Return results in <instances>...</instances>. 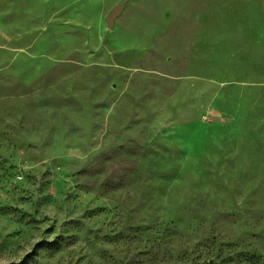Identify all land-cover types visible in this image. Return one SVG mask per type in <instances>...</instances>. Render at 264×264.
<instances>
[{"label": "rangeland", "instance_id": "1", "mask_svg": "<svg viewBox=\"0 0 264 264\" xmlns=\"http://www.w3.org/2000/svg\"><path fill=\"white\" fill-rule=\"evenodd\" d=\"M0 264H264V0H0Z\"/></svg>", "mask_w": 264, "mask_h": 264}, {"label": "water", "instance_id": "2", "mask_svg": "<svg viewBox=\"0 0 264 264\" xmlns=\"http://www.w3.org/2000/svg\"><path fill=\"white\" fill-rule=\"evenodd\" d=\"M119 15V9L115 8L106 20L107 27L112 29L114 26V20Z\"/></svg>", "mask_w": 264, "mask_h": 264}]
</instances>
